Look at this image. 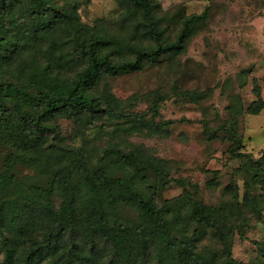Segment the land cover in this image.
Returning <instances> with one entry per match:
<instances>
[{
	"label": "trees",
	"instance_id": "obj_1",
	"mask_svg": "<svg viewBox=\"0 0 264 264\" xmlns=\"http://www.w3.org/2000/svg\"><path fill=\"white\" fill-rule=\"evenodd\" d=\"M81 1L0 0L3 264H264V239L249 261L233 256L236 234L244 237L250 221L264 215V150L259 159L244 151L238 128L240 116L264 109L259 86L248 108L233 104L229 121L204 124L210 140L230 142L231 157L243 161L235 170L243 191L231 183L220 206L199 198L188 179H173L169 162L150 148L128 140L163 131L168 122L155 117L168 97L156 92L151 109L131 113L134 99L109 89L110 77L186 51L209 11L182 16L171 36L156 0H118L126 8L124 38L83 24ZM136 32L138 43L130 38ZM62 119L76 124L79 141L63 137ZM19 165L33 173L21 176ZM170 181L183 193L161 201ZM208 236L219 246L202 247Z\"/></svg>",
	"mask_w": 264,
	"mask_h": 264
},
{
	"label": "rangeland",
	"instance_id": "obj_2",
	"mask_svg": "<svg viewBox=\"0 0 264 264\" xmlns=\"http://www.w3.org/2000/svg\"><path fill=\"white\" fill-rule=\"evenodd\" d=\"M156 1L164 25L169 26L167 35L174 36L185 16L208 10V18L196 28L186 51L164 56L143 70L110 77L108 88L119 98L134 99L131 113L141 114L151 109L156 92L168 97L155 117L156 123L168 122L163 124V131L153 134L143 131L128 140L150 148L169 162L173 179H188L198 186L199 198L220 206L228 198L224 191L231 183L238 182L243 191V180L235 172L243 161L231 157L230 142L220 137L210 140L204 124L218 128L229 121L228 107L233 104L248 108L257 99L256 86L264 99V0ZM125 13L126 8L118 0H82L78 7L80 21L87 27H102L112 35L128 38L129 32L124 30L122 22ZM130 38L138 43L140 33H132ZM45 55L39 52L36 57L45 62ZM64 72L67 76L74 75L73 71ZM105 87L103 83L102 89ZM186 91L194 94L185 95ZM159 103H162L160 99ZM60 125L65 139L79 141V136L75 138L77 127L72 120L62 119ZM238 128L244 151L259 159L264 150V109L257 115L240 116ZM5 154L7 150L0 144V169H3ZM17 169L21 176L33 173L22 165ZM216 170L218 175L214 174ZM213 179L218 186L208 185ZM182 193L183 187L170 181L159 195L162 201ZM262 239L264 215L250 221L244 237L236 234L234 258L247 262L255 257L256 242ZM201 246L216 248L219 243L215 237L208 236ZM3 261L0 240V264Z\"/></svg>",
	"mask_w": 264,
	"mask_h": 264
}]
</instances>
